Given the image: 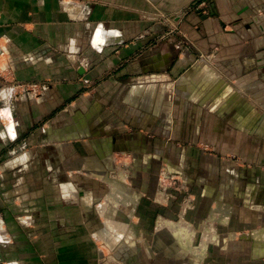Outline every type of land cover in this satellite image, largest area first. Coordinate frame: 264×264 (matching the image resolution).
<instances>
[{
	"label": "rangeland",
	"instance_id": "1",
	"mask_svg": "<svg viewBox=\"0 0 264 264\" xmlns=\"http://www.w3.org/2000/svg\"><path fill=\"white\" fill-rule=\"evenodd\" d=\"M169 1L174 6L139 8L140 17L154 27L136 36H140L136 41L145 43L132 46L129 54L108 62L103 53L93 57L85 47L78 50L80 58L72 66L75 76L69 79L75 82V91L54 104L40 106L54 79L19 81L0 72V104L10 102L13 118L27 122L21 131L15 124L20 132L17 130L19 136L12 141L0 127V196L75 205L71 218L80 220L60 226L61 233L69 236L81 232L89 236L103 226L97 205L106 194L121 207L129 205L131 215L124 207L115 214L125 218L136 237L105 254L100 252L95 260L88 254L92 264H264V254L251 253V232L264 225V27L246 37V54L256 60L240 69L234 60L242 59L237 51L236 57L229 56L221 46H209L205 53L193 42L199 36L207 39L199 22L215 14L214 0H190L181 5ZM96 2L92 0V4ZM162 49L169 51V59L156 67L154 55ZM213 51L221 77L243 92L237 97H245V101L238 100L242 105L250 102L257 110L247 130L235 125V107L212 110L209 101L199 103L180 91L181 76ZM154 75L163 78L147 79ZM151 83L170 85L155 113L125 102L132 85ZM92 99L101 105V113L90 123L89 134L58 141L49 137L48 124L63 128L86 113ZM0 115L4 116L1 111ZM102 138L110 144L104 157L91 144ZM23 153L24 161L17 163ZM86 163L103 165L109 180L91 175L83 169ZM11 169L22 171L17 176ZM118 172L124 174L120 182ZM19 179L21 192L13 187ZM2 181L7 182L3 187ZM67 196L69 202L64 201ZM85 198L89 202H83ZM160 217L187 226L192 235L185 229L188 244L181 246L180 232L172 234L169 229L173 225L158 228ZM53 224L45 221L44 231ZM233 230L236 236L229 238ZM91 238L93 250L100 251ZM60 240L67 248L68 239ZM75 240L83 245V238Z\"/></svg>",
	"mask_w": 264,
	"mask_h": 264
},
{
	"label": "crops",
	"instance_id": "2",
	"mask_svg": "<svg viewBox=\"0 0 264 264\" xmlns=\"http://www.w3.org/2000/svg\"><path fill=\"white\" fill-rule=\"evenodd\" d=\"M97 1L92 4V0L83 2L0 0V72L19 81L44 79L53 81L54 79L57 82L54 81L53 88L47 91L49 93L43 97L40 106H44V103L47 102L54 104L64 94L68 95L70 91H75L76 84L69 79L75 76V68L72 66L80 58L76 54L78 50L81 51L85 47V52L93 54V57H96L98 53H103L102 56H106L108 62L115 61L122 55L129 54L132 46L140 44V42L145 43V40L136 41L140 39V36H138L139 38L136 36L146 29L154 27V24L152 25L151 22L140 17L139 8L150 9L155 5L165 8L174 6V3H170L169 0ZM184 1L188 3L190 0H171V2H178V5ZM213 13L215 14H212L211 17L199 22V28L204 29L207 39H204V36H199L193 42L201 48L202 52L208 51L209 46L213 48L221 46L224 54L229 56L234 54L236 57L237 51L238 55H242V59L239 60V56L234 58L237 62L236 65L241 67L240 69L248 67L250 62L256 58L246 54V48L249 46L246 37L254 30L264 27V0H214ZM254 23H256V27ZM197 28L198 25L195 29ZM114 49L119 50L115 51ZM168 55L167 49L157 52L154 55L155 66L161 67L164 64L163 61L169 59ZM208 58L203 56L181 76L179 79L180 91L186 97L199 103L209 101V107L212 110L227 111L231 107H235L238 109L233 116L235 125L243 130L249 129L256 119V108L250 102L242 105L238 99L243 98L242 100L245 101V97L238 98L237 96L243 92L221 77L214 64L216 58L214 51ZM194 75L198 77L195 83L192 80ZM162 78L161 75H154L147 79L155 81ZM219 83L222 88L217 87ZM241 85L245 84L241 83ZM167 90H170V85L166 83L134 84L127 90L125 102L137 105L141 111L147 110L155 113L158 108L157 104ZM7 92L9 91L7 90ZM11 106L10 102L0 104L1 114H4L3 117L0 115V127L12 141L18 138V131L22 130L20 127L26 125L27 122L15 120ZM238 106L239 108H237ZM100 110L101 105L92 99L87 112L82 116L75 117V120L63 128L53 129L48 124L46 130L49 137L58 141L75 139L89 134V125L93 119L99 116ZM81 117L84 118L80 119ZM15 124L19 127L18 131ZM98 141L92 140L91 144L99 151V155L104 157L110 151V144L105 138ZM24 156H26L25 153L18 156L17 163L24 161ZM21 158L22 160H20ZM109 158L111 159L112 156ZM86 165L83 169H88L91 175L109 180L106 168L100 163L96 165L86 163ZM21 171L22 169H11L10 173L18 176ZM99 171L103 172L102 176L96 175ZM116 178L119 182L124 180L123 172H118ZM20 181V179L17 180L13 187L18 188L21 192L23 182ZM6 183L2 181L1 187ZM13 183L11 182L9 185L12 186ZM109 188L114 193L112 184ZM25 196L23 195V197ZM65 200L69 202L71 198L67 196ZM53 201L52 203H43L42 198H37L33 202H27L22 197L0 196V264H92L90 257H87L88 254H92L95 260L97 257L100 258V252L105 254L120 243L132 241L137 235L128 228L125 218L115 214L124 206L121 207L120 202L111 194H106L104 200L97 205L103 226L89 236H84L82 232L81 235L78 233L79 236L61 233L63 232L60 230L61 224L74 223L80 219L71 218V215L77 210L75 205L60 200ZM85 201L89 202V199L85 198L83 202ZM124 208L127 209L125 212L130 214V206ZM34 209L35 215L33 216ZM27 216H29V221L26 223ZM45 221L54 223L46 231L43 228ZM261 222L264 223V219ZM167 224L175 227L174 229L169 227L171 232L174 230L180 232L178 241L181 246L188 244L184 240L185 237H188L185 231V229L189 231L187 226H183L182 222L179 225L167 222L161 217L157 219L158 228L168 227ZM125 226L126 231L124 232ZM189 235L192 236L190 231ZM91 236L98 243L100 251L96 247L93 250L92 246L95 245H92ZM235 236L234 230L228 233L229 238ZM60 238L68 239L67 248L61 243ZM77 238L84 239L83 245L82 242L76 243L75 239ZM251 242L253 243L251 253L256 256L263 255L264 225L252 230Z\"/></svg>",
	"mask_w": 264,
	"mask_h": 264
},
{
	"label": "bare ground",
	"instance_id": "3",
	"mask_svg": "<svg viewBox=\"0 0 264 264\" xmlns=\"http://www.w3.org/2000/svg\"><path fill=\"white\" fill-rule=\"evenodd\" d=\"M197 79H198V77H197L196 75H194V77H192V80H194V83L197 81ZM220 83L222 84V82H220ZM220 83L217 84V85H218V86H217L218 88H219V87L222 88V86H221ZM217 87H216V88H217ZM218 95H219V94H218ZM247 127H248V126H247ZM99 172H100V171H99ZM99 172L96 173V175H97V176H102L103 172H100V173H99ZM98 178H99V177H98ZM120 226H121V225H120ZM120 226H119V228H120ZM108 228H109V227H108ZM109 229H110V228H109ZM116 229H117V228H116ZM117 230H118V229H117ZM115 234H116V233H115ZM116 237H117V236H116ZM119 238H120V237H119ZM111 245H112V244H111Z\"/></svg>",
	"mask_w": 264,
	"mask_h": 264
},
{
	"label": "flooded vegetation",
	"instance_id": "4",
	"mask_svg": "<svg viewBox=\"0 0 264 264\" xmlns=\"http://www.w3.org/2000/svg\"><path fill=\"white\" fill-rule=\"evenodd\" d=\"M169 227V226H168ZM171 228V227H170Z\"/></svg>",
	"mask_w": 264,
	"mask_h": 264
}]
</instances>
